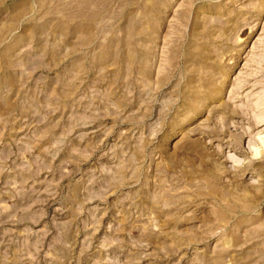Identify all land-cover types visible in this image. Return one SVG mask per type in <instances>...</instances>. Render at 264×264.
Returning <instances> with one entry per match:
<instances>
[{
  "label": "rangeland",
  "instance_id": "obj_1",
  "mask_svg": "<svg viewBox=\"0 0 264 264\" xmlns=\"http://www.w3.org/2000/svg\"><path fill=\"white\" fill-rule=\"evenodd\" d=\"M0 264H264V0H0Z\"/></svg>",
  "mask_w": 264,
  "mask_h": 264
},
{
  "label": "bare ground",
  "instance_id": "obj_2",
  "mask_svg": "<svg viewBox=\"0 0 264 264\" xmlns=\"http://www.w3.org/2000/svg\"><path fill=\"white\" fill-rule=\"evenodd\" d=\"M256 151H257V148H256ZM256 151H255V152H256ZM255 154H256V153H255Z\"/></svg>",
  "mask_w": 264,
  "mask_h": 264
}]
</instances>
